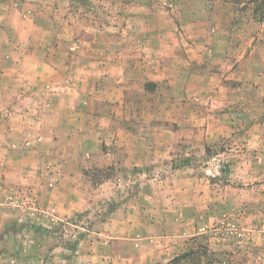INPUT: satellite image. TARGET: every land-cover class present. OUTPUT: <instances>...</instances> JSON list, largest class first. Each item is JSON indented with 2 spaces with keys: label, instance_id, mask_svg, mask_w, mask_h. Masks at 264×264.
<instances>
[{
  "label": "rangeland",
  "instance_id": "1",
  "mask_svg": "<svg viewBox=\"0 0 264 264\" xmlns=\"http://www.w3.org/2000/svg\"><path fill=\"white\" fill-rule=\"evenodd\" d=\"M5 3L19 49L0 90L19 98L0 107V264L264 255V0ZM36 60L66 74L25 87ZM20 89H39L35 102ZM33 103L54 122L92 121L95 157L60 135L26 159L13 125Z\"/></svg>",
  "mask_w": 264,
  "mask_h": 264
},
{
  "label": "crops",
  "instance_id": "2",
  "mask_svg": "<svg viewBox=\"0 0 264 264\" xmlns=\"http://www.w3.org/2000/svg\"><path fill=\"white\" fill-rule=\"evenodd\" d=\"M12 4H14V1L12 2ZM18 7L19 3L16 4L15 9L12 8V12L19 14V9H17ZM9 12V4L5 3V0H0V63H2V65L9 62L10 47L19 49L17 48V45L14 44V39H12L11 41V38H9L8 36H4V34L9 31V27H7L8 24H11L12 27L10 28L19 29L20 27L19 22L18 24H14V16L12 17V22L9 20ZM21 42H24V39ZM21 42L17 41L16 43L19 46ZM13 59L14 61H16V58ZM15 67H17V69L20 68L18 65H15ZM35 69L36 70L32 71V73H30V75L27 77L30 81L25 87L31 84L37 85L39 87H42L44 83L51 85L56 84V79H61L66 74V72L62 69H59L52 64H47L45 62L42 63L40 60H36ZM84 70L85 67L83 66L82 71L84 72ZM5 76H10V74L5 72V74H3L1 77L5 78ZM1 89L2 90H0V96L2 98L0 100V107H5V105L7 104H14V98L18 97L17 95L19 94V90L10 89L9 87H6L3 82H1ZM29 91L30 93H28ZM38 91L39 89H20V92L23 94L21 99L24 98V101L33 100L35 102L34 96L35 94L39 93ZM5 97L12 98L13 102L11 103V101H5ZM22 104H24L23 101L19 104V107H21ZM34 106L36 105L33 103L32 110L34 111L33 114H35L34 118H31V120H25L24 122L21 121V123H18L17 125H13V128L15 126H19L16 140L20 142L18 147H20L21 149L19 151L26 159L38 157V146L40 141L48 138H52L53 140H55V137H60V135L66 136V145L69 148H71V146L72 148L77 147L75 153L79 158L91 159L95 157V155L92 153L93 151L90 149L89 140L90 129L91 127L95 126V124L93 125L92 121H89L87 119L84 121L81 115H77L81 116V118H75L74 120L68 122L62 119H55L54 122L50 114L41 113L38 105L37 107ZM24 115H26V111H24ZM45 118L48 119L46 120ZM98 135L99 133L95 134V136ZM128 153L131 157L132 151H129ZM62 186H64V184ZM236 260L238 264H264V255H262V253H248L247 255L244 254L237 257Z\"/></svg>",
  "mask_w": 264,
  "mask_h": 264
}]
</instances>
